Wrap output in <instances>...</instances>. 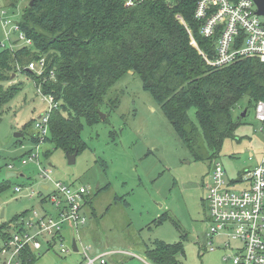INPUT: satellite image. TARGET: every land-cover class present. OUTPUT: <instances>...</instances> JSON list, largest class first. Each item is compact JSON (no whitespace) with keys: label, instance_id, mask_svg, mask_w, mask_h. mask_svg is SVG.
I'll use <instances>...</instances> for the list:
<instances>
[{"label":"rangeland","instance_id":"obj_1","mask_svg":"<svg viewBox=\"0 0 264 264\" xmlns=\"http://www.w3.org/2000/svg\"><path fill=\"white\" fill-rule=\"evenodd\" d=\"M6 16L18 23L21 6L8 10ZM190 35L191 43L204 54ZM0 43L13 48L25 45L13 27L2 23ZM12 82L19 83V90L0 112V185H5L0 190V226L9 224L6 229H15L14 218L26 211L25 223L33 212L55 215L57 209L49 197L54 182L79 183L89 187L91 193L102 189L93 201L95 212L84 208L87 222L79 226L89 257H96L99 249L95 244L102 243L121 252L107 256L106 264H151L146 244L163 240L183 244L179 264H231L225 256L235 251L239 241L229 239L227 243V235L221 234L212 237L210 245L204 242L210 226L205 185L210 183L213 162L194 159L159 104L144 89L138 74H125L108 93V97H119L115 110L103 105L101 111L106 117L95 125L84 124L82 137L87 146L73 164L67 152L55 149L49 142L39 145L37 152V144L32 142L35 123L49 109V101L39 93L30 75L18 73ZM245 109L248 111L243 116ZM189 114L197 121L195 108ZM233 114L239 122L236 135L224 141L214 160L221 163L229 180H236L254 166L264 149V124L256 119L255 108L247 97L240 100ZM16 133L22 135L15 136ZM29 150L38 156L22 164ZM46 150H50L49 155L44 154ZM9 164L14 168L10 169ZM42 169L51 170V179L42 178ZM8 172L16 175L8 176ZM44 185L49 188L44 189ZM16 187L21 190L16 191ZM117 195L124 197L127 204L115 203ZM41 241L43 253L36 264H88L83 247V252L75 253L72 241L64 242L67 253L61 252L59 243L47 250L45 235ZM4 258L7 259L2 256L0 262ZM95 264H101L100 259Z\"/></svg>","mask_w":264,"mask_h":264},{"label":"trees","instance_id":"obj_2","mask_svg":"<svg viewBox=\"0 0 264 264\" xmlns=\"http://www.w3.org/2000/svg\"><path fill=\"white\" fill-rule=\"evenodd\" d=\"M31 1L0 0L10 12L21 6L18 24L33 42L0 48V112L19 90V83L12 82L16 75H30L43 94L59 102L51 111L45 138L55 149L79 154L86 148L84 124L99 123L103 105L118 107L119 97L108 93L130 71L140 76L144 89L199 161L214 163L224 141L235 137L239 122L233 112L241 99L247 97L254 107L264 101V61L246 57L214 66L191 43L178 16L188 23L198 47L209 58L216 56V39L201 33L202 21L195 15L200 0H144L134 6H126L125 0ZM41 58L46 69L38 75L28 65ZM192 108L197 121L190 117ZM32 142L39 143V137L33 135ZM4 187L2 183L0 190ZM101 191L88 193L84 208L95 212L93 201ZM115 200L127 204L122 196ZM27 214L14 218L15 229L0 226V258L4 243L14 233L27 231ZM55 244L50 242L47 250ZM42 253L27 245L14 264H36ZM145 253L152 264H179L184 247L181 242L155 240L146 244Z\"/></svg>","mask_w":264,"mask_h":264},{"label":"built area","instance_id":"obj_3","mask_svg":"<svg viewBox=\"0 0 264 264\" xmlns=\"http://www.w3.org/2000/svg\"><path fill=\"white\" fill-rule=\"evenodd\" d=\"M143 1L125 0V5L134 6ZM6 14L7 10L0 2V23L4 27H13L22 43L32 45V40L21 31L19 24ZM195 15L202 21L201 33L216 39V56L209 58L203 54L209 64L222 66L246 57H256L264 61V16L257 14L254 0H200ZM178 18L185 24L181 16ZM6 46L8 45L0 43V48ZM28 69L38 75L44 74L45 59L32 61ZM38 91L49 101V109L35 123L36 135L39 137L37 152L38 146L45 142L48 135L51 111L59 106V102L52 95L42 93L41 85L38 86ZM254 108L256 119L264 124V101L256 103ZM37 152L31 151L21 160L22 164L28 163L33 156H38ZM9 168L13 169V164H9ZM210 173V183L205 185L210 221L207 245L213 243L212 237L227 235V243L230 239L239 241V244L233 253L225 256V260L231 264H264V149L258 162L245 169L236 180L226 179V170L219 162L213 163ZM41 176L43 179H51V170L42 169ZM238 183L243 185L237 186ZM20 190V187H16V191ZM90 192V188L83 184L54 182V190L49 197L57 209L56 214L40 215L33 212L25 223L27 231L14 233L4 243L1 257L7 259L4 258L0 264L16 263L19 253L27 245L40 252L43 235L47 237L46 245L56 240L60 244L61 252H68L62 233L64 224L76 230L86 224L84 204L85 197ZM30 196L33 197L34 193ZM84 253L88 264H95L100 258L89 257L86 249ZM100 262L105 264V258L102 257Z\"/></svg>","mask_w":264,"mask_h":264},{"label":"crops","instance_id":"obj_4","mask_svg":"<svg viewBox=\"0 0 264 264\" xmlns=\"http://www.w3.org/2000/svg\"><path fill=\"white\" fill-rule=\"evenodd\" d=\"M16 76H17V75H16ZM23 145H25V144H22L21 147H22ZM43 188H44V189H48L49 186H48V185H44ZM67 225H68V224H67ZM65 226H66V225H65ZM62 233H63V236H64V240H66V242H68V241H72V246H73V239H76V240H77L78 247H79V251H75L74 248H73V251H74L75 253H78V254H79V252H83L82 247H83V249H86V251H87L88 247H84V246H85V244H84L85 238H84V233H83L82 229H78V230H76V229H74V228L71 227V226H69V227L66 226V227L63 229ZM207 242H208V239H207ZM205 244H207V243H205ZM81 246H82V247H81ZM95 247L97 248V250L99 249V251H98L99 253L96 255V257H100V258H98V259H100V260H101L102 257L105 258V264L107 263V256H113L114 254H120V253H121V252H119L120 250H117L116 252H115L114 250H110L109 248L103 246L102 243H101V245H100V243H96V244H95ZM130 248H131V247H130ZM121 251H122V250H121ZM122 252H123V251H122ZM66 253H67V252H66ZM69 253H70V252H69ZM125 254L131 255V253L128 252V251H126ZM41 261H42V260H41ZM41 261H40V262H41ZM149 262H150V261H149ZM62 263H63V262H62ZM63 264H68V263H63ZM151 264H152V263H151Z\"/></svg>","mask_w":264,"mask_h":264},{"label":"water","instance_id":"obj_5","mask_svg":"<svg viewBox=\"0 0 264 264\" xmlns=\"http://www.w3.org/2000/svg\"><path fill=\"white\" fill-rule=\"evenodd\" d=\"M33 2H34V0L31 1V4H33ZM254 2L257 6V14L264 16V0H254ZM29 70L32 71L31 69H29ZM130 72L133 73V71H130ZM14 77H15V74H13V78ZM246 113H247V109H245V111L242 113V115L245 116ZM99 114L101 116V119H104L106 117V114L104 112H102L101 110H99ZM20 135H22V133H16L15 134V136H20ZM77 155H78V151H75L74 153L67 152L68 161L70 164L75 163ZM15 175H16L15 172H8V176H15ZM207 239H208V229L205 232V237H204L205 243H207ZM73 248L75 251H79V247H78V243H77L76 239H73ZM4 264H7V263L4 262Z\"/></svg>","mask_w":264,"mask_h":264}]
</instances>
